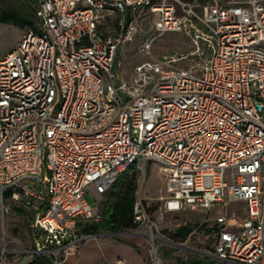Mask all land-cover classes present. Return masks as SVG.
Segmentation results:
<instances>
[{
	"label": "built area",
	"instance_id": "obj_1",
	"mask_svg": "<svg viewBox=\"0 0 264 264\" xmlns=\"http://www.w3.org/2000/svg\"><path fill=\"white\" fill-rule=\"evenodd\" d=\"M32 6L35 28L0 57V264H68L95 237L79 227L101 222L89 189L100 196L148 161L160 166L167 211L242 203L243 217L216 219L212 255L264 264V1ZM104 15L112 35L99 32ZM153 15L157 35L179 33L190 48L152 56L155 38L144 39L148 59L123 78L118 51ZM6 206L23 221L21 238L6 232ZM149 206L139 188L133 219L146 230L148 264H162L157 244L167 242Z\"/></svg>",
	"mask_w": 264,
	"mask_h": 264
},
{
	"label": "rangeland",
	"instance_id": "obj_2",
	"mask_svg": "<svg viewBox=\"0 0 264 264\" xmlns=\"http://www.w3.org/2000/svg\"><path fill=\"white\" fill-rule=\"evenodd\" d=\"M6 8H22L27 14H32V6H29L26 0H0V10ZM157 21L156 15L141 18L138 21L140 31L134 41L122 46L118 51L117 60L120 62V67L114 65L113 68L121 77L128 79L133 67L148 59L138 52V45L144 39L155 38L151 46L152 56L167 52H188L190 48L188 41L181 34L157 35L153 30ZM35 23L36 21L33 20V29ZM33 29L18 22H0V57L16 49L22 35ZM159 168L157 163L148 161L145 163L144 173H137L136 179L137 190L140 188L141 197L150 202L147 213L167 242L157 244L162 264H186L195 260L205 261V259L210 258L209 254L212 252V227L216 223V218L219 215H224L226 219H230L240 215L239 211L241 210H238L235 204H230L225 207L218 206L208 213L204 209H191L189 206L172 213L165 212L162 207L161 196L166 191V185L158 172ZM29 186L34 188L31 183ZM88 196V200L94 203L95 212L100 213L105 198L96 195L91 188L88 191ZM184 226L192 228L190 234L184 239L174 238L173 235L176 230ZM5 228L8 235L21 238V235L14 233L15 229L17 232L23 229L21 218L10 206H6L5 209ZM132 231L137 234V237L132 235L103 236L109 233L102 232V236L98 235V237H93L84 242L79 254L76 258L71 259L68 264H114L117 258L123 259L125 264H139L137 258L140 257L144 260L150 253V246L146 237L140 236L144 230L137 228ZM130 232L124 231L122 233ZM170 241L181 244L183 248L174 247L169 244ZM129 247L133 248L135 254L131 252ZM212 264L226 263L215 262Z\"/></svg>",
	"mask_w": 264,
	"mask_h": 264
},
{
	"label": "trees",
	"instance_id": "obj_3",
	"mask_svg": "<svg viewBox=\"0 0 264 264\" xmlns=\"http://www.w3.org/2000/svg\"><path fill=\"white\" fill-rule=\"evenodd\" d=\"M27 4L32 6L33 0H26ZM191 1V0H184ZM33 20H35L34 8L32 6V14H27L22 8H6L0 10L1 23H20L28 25L33 29ZM137 171L130 167L123 172L113 186L104 194L100 195L105 198L100 211L101 222L93 225H84L79 227L80 232L85 235L96 236L102 232L109 234H118L124 231H132L137 228V224L133 219V204L137 193ZM22 224L23 221L21 220ZM24 226V225H23ZM191 227H180L174 233V238L184 239L191 232ZM217 229L212 227L213 237L217 234ZM17 235L23 236L24 231L14 230ZM214 241V239H213ZM213 251V250H212ZM28 264H50L49 260L44 257L32 259ZM186 264H208L206 262L195 260Z\"/></svg>",
	"mask_w": 264,
	"mask_h": 264
},
{
	"label": "crops",
	"instance_id": "obj_4",
	"mask_svg": "<svg viewBox=\"0 0 264 264\" xmlns=\"http://www.w3.org/2000/svg\"><path fill=\"white\" fill-rule=\"evenodd\" d=\"M110 18L109 17H106V15H104V19H102L101 20V24H100V26H99V32L100 33H102L103 35H105V36H108V35H112L113 34V31L110 29V28H108L111 24H110ZM164 196H165V193L163 194V196H161V197H163L164 198ZM91 202V201H90ZM230 204H235L237 207H238V210L240 209L241 211H239V214L240 215H238L237 217H243L244 216V205L242 204V203H227V204H216V205H214L210 210H213V209H216L218 206H223V207H225L226 205H230ZM162 207H163V209H164V211L165 212H170V211H167V210H165V207H164V202H162ZM209 210V211H210ZM209 211H207V213L209 212ZM226 212V211H225ZM170 213H172V212H170ZM227 213V212H226ZM221 216H224V215H219L218 217H221ZM217 217V218H218ZM216 218V219H217ZM213 227H215V229H220V227L215 223V225H213ZM142 230H144V232L142 233V235H140V236H145L146 235V230H145V228H143V227H140ZM228 229V228H227ZM99 235H101V234H99ZM102 236V235H101ZM103 236H110V234H105V235H103ZM117 236V235H116ZM132 236H134V237H137V234H135V232H134V234H132ZM95 237H98V235H96ZM215 238H216V234H215V236L213 237V239H214V241H213V243H212V250H213V247H214V242H215ZM171 242V241H170ZM172 243V245L174 246V247H178V248H183V246L181 245V244H177V243H175V242H171ZM130 249H131V252L133 253V254H135L134 253V250H133V248H131V247H129ZM81 249V248H80ZM80 251V250H79ZM213 252V251H212ZM212 252L209 254V256H210V258H207V259H205V261H203V262H206V263H208V264H212V263H215V262H217V263H221L220 261H218L213 255H212ZM138 257V256H137ZM137 260H138V263L139 264H148V260H149V254H148V256L143 260V258L141 259L140 257H138L137 258Z\"/></svg>",
	"mask_w": 264,
	"mask_h": 264
},
{
	"label": "water",
	"instance_id": "obj_5",
	"mask_svg": "<svg viewBox=\"0 0 264 264\" xmlns=\"http://www.w3.org/2000/svg\"><path fill=\"white\" fill-rule=\"evenodd\" d=\"M122 233H118V234H110V236H116V235H121Z\"/></svg>",
	"mask_w": 264,
	"mask_h": 264
}]
</instances>
